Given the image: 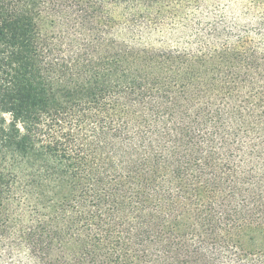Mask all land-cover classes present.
I'll list each match as a JSON object with an SVG mask.
<instances>
[{
    "label": "trees",
    "instance_id": "obj_1",
    "mask_svg": "<svg viewBox=\"0 0 264 264\" xmlns=\"http://www.w3.org/2000/svg\"><path fill=\"white\" fill-rule=\"evenodd\" d=\"M233 2L0 0V264H264V0L255 34Z\"/></svg>",
    "mask_w": 264,
    "mask_h": 264
},
{
    "label": "rangeland",
    "instance_id": "obj_2",
    "mask_svg": "<svg viewBox=\"0 0 264 264\" xmlns=\"http://www.w3.org/2000/svg\"><path fill=\"white\" fill-rule=\"evenodd\" d=\"M259 2L261 0H258ZM248 3L249 0H234V2L232 4L230 3H226L225 4V8H221L222 10H226V19L229 23H233V25L241 31H245L248 34H255V31L257 30V24L258 21L256 19V16H253L252 14H254V11H249L248 10ZM257 12L255 11V15ZM255 142L253 144H259V140H254ZM240 196H247L249 195V193L244 189L242 192H239ZM250 202H252L253 204L247 208L246 205H244V210L246 213V218H248L249 220H264V213H258V214H254L251 213L253 212V210H255V208H257L258 206H261V200L257 199L256 197H254L253 199H250ZM246 204V203H245ZM262 209V207H261ZM253 214V215H251ZM257 235H261V225H260V230L259 233H257Z\"/></svg>",
    "mask_w": 264,
    "mask_h": 264
}]
</instances>
